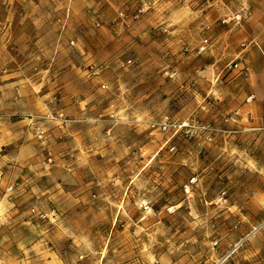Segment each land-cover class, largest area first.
I'll return each mask as SVG.
<instances>
[{
    "label": "rangeland",
    "instance_id": "374dc122",
    "mask_svg": "<svg viewBox=\"0 0 264 264\" xmlns=\"http://www.w3.org/2000/svg\"><path fill=\"white\" fill-rule=\"evenodd\" d=\"M0 264H264V0H0Z\"/></svg>",
    "mask_w": 264,
    "mask_h": 264
},
{
    "label": "built area",
    "instance_id": "2783aa9c",
    "mask_svg": "<svg viewBox=\"0 0 264 264\" xmlns=\"http://www.w3.org/2000/svg\"><path fill=\"white\" fill-rule=\"evenodd\" d=\"M236 18H237V17H236ZM206 45H207V41H206V40H203V41H202V44H201V46H200V51H203V50L205 49ZM235 67H237V65H236ZM252 99H253V97H252V96H249V97L247 98L246 102L250 103V102L252 101ZM58 119H59V120L62 119V115H58ZM168 127H169V126H168L166 123H162V124L160 125L159 129L162 130V131H165V130H167ZM179 127H180V126H179ZM180 128H181V127H180ZM39 134L42 135L43 132H39ZM192 182H193V180L190 181V183H192ZM184 191H185V193H188V186H185ZM41 218H42V216H41Z\"/></svg>",
    "mask_w": 264,
    "mask_h": 264
}]
</instances>
